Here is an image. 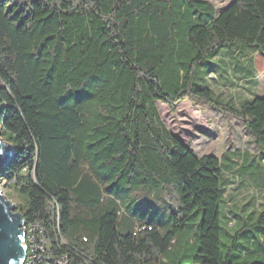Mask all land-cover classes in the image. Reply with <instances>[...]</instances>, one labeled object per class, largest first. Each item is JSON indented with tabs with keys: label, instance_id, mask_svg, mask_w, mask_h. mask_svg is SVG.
Wrapping results in <instances>:
<instances>
[{
	"label": "trees",
	"instance_id": "1",
	"mask_svg": "<svg viewBox=\"0 0 264 264\" xmlns=\"http://www.w3.org/2000/svg\"><path fill=\"white\" fill-rule=\"evenodd\" d=\"M235 48L264 50V0H0V179L36 225L34 264H264V202L224 199L229 177L264 189V97L193 81ZM186 96L239 118L258 153L197 155L157 107Z\"/></svg>",
	"mask_w": 264,
	"mask_h": 264
},
{
	"label": "rangeland",
	"instance_id": "2",
	"mask_svg": "<svg viewBox=\"0 0 264 264\" xmlns=\"http://www.w3.org/2000/svg\"><path fill=\"white\" fill-rule=\"evenodd\" d=\"M207 1L219 11L231 0ZM216 59L221 62L209 59L195 68L193 81L196 85H208L221 100L230 99L236 104L254 96L264 97V50L235 48L232 53L223 51ZM213 63L219 64V70L218 67L214 69ZM209 69L214 72L207 75ZM157 107L166 128L199 156L210 154L220 159L226 154L236 160L245 155L250 157L259 151L242 121L229 112H222L214 104L186 96L173 107L160 102H157ZM229 181L224 193L227 209L242 205L250 209L252 201L255 206L264 202V189L259 190V186L245 176L238 179L229 177ZM8 185L0 179V188L7 199L14 205L19 204L20 197ZM163 213H155L153 219L165 228L166 218ZM23 227L27 229L26 224Z\"/></svg>",
	"mask_w": 264,
	"mask_h": 264
},
{
	"label": "water",
	"instance_id": "3",
	"mask_svg": "<svg viewBox=\"0 0 264 264\" xmlns=\"http://www.w3.org/2000/svg\"><path fill=\"white\" fill-rule=\"evenodd\" d=\"M11 151V145L1 139L0 128V169ZM23 225L22 214L0 188V264H23L26 256Z\"/></svg>",
	"mask_w": 264,
	"mask_h": 264
},
{
	"label": "built area",
	"instance_id": "4",
	"mask_svg": "<svg viewBox=\"0 0 264 264\" xmlns=\"http://www.w3.org/2000/svg\"><path fill=\"white\" fill-rule=\"evenodd\" d=\"M36 225H31V229H24V242L26 245V254H30V260H40L39 251L42 249L41 244L35 241L34 232ZM26 235V236H25ZM58 264H66L60 263Z\"/></svg>",
	"mask_w": 264,
	"mask_h": 264
},
{
	"label": "bare ground",
	"instance_id": "5",
	"mask_svg": "<svg viewBox=\"0 0 264 264\" xmlns=\"http://www.w3.org/2000/svg\"><path fill=\"white\" fill-rule=\"evenodd\" d=\"M24 226V225H23ZM24 230V227H23ZM25 244V243H24ZM50 258V257H49ZM62 260V259H61ZM35 260H30V255H26L23 264H34ZM66 263V262H65Z\"/></svg>",
	"mask_w": 264,
	"mask_h": 264
}]
</instances>
